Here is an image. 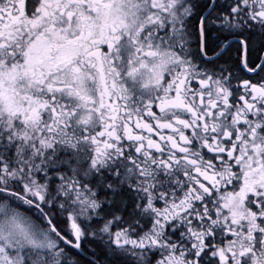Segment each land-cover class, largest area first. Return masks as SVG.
<instances>
[{"label": "snow or ice", "instance_id": "snow-or-ice-1", "mask_svg": "<svg viewBox=\"0 0 264 264\" xmlns=\"http://www.w3.org/2000/svg\"><path fill=\"white\" fill-rule=\"evenodd\" d=\"M0 264H264V0H0Z\"/></svg>", "mask_w": 264, "mask_h": 264}]
</instances>
